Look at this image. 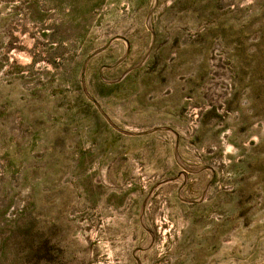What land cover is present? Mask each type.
Wrapping results in <instances>:
<instances>
[{"label":"rangeland","instance_id":"rangeland-1","mask_svg":"<svg viewBox=\"0 0 264 264\" xmlns=\"http://www.w3.org/2000/svg\"><path fill=\"white\" fill-rule=\"evenodd\" d=\"M0 264H264V0H0Z\"/></svg>","mask_w":264,"mask_h":264}]
</instances>
